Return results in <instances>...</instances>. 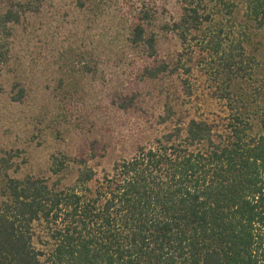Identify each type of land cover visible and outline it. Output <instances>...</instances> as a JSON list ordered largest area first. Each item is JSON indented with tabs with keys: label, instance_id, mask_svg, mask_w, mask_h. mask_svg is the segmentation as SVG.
<instances>
[{
	"label": "trees",
	"instance_id": "16d2710c",
	"mask_svg": "<svg viewBox=\"0 0 264 264\" xmlns=\"http://www.w3.org/2000/svg\"><path fill=\"white\" fill-rule=\"evenodd\" d=\"M6 1L0 72L12 24L39 12L44 0ZM178 1L179 20L163 27L183 49L196 44L210 55L221 113L175 123L101 175L79 158L71 185L62 184L69 164L63 153L51 155V183L5 175L0 264H264V70L254 76L256 56L246 47L251 31L264 27V0ZM154 19L155 10L141 6L128 36L132 47L144 45L151 57L157 53L148 32ZM167 71L176 66L161 61L145 66L142 75ZM238 78L246 89L238 90ZM12 97L20 100L22 91ZM173 115L166 101L160 122Z\"/></svg>",
	"mask_w": 264,
	"mask_h": 264
},
{
	"label": "rangeland",
	"instance_id": "374dc122",
	"mask_svg": "<svg viewBox=\"0 0 264 264\" xmlns=\"http://www.w3.org/2000/svg\"><path fill=\"white\" fill-rule=\"evenodd\" d=\"M143 5L155 10L148 27L156 38L153 57L144 45L135 48L128 41ZM6 6L0 0V10ZM181 7L178 0H44L39 12L12 24L0 72V182L5 175L30 174L51 183V155L63 153L69 164L62 184L71 185L79 158L101 175L175 123L213 120L221 113L210 55L196 44L183 49L178 36L163 27L179 20ZM251 36L246 47L256 56L257 76L264 70V27ZM161 61L176 71L142 75L145 66ZM244 82L236 80L238 90L246 89ZM19 90L21 99H13ZM166 101L174 115L160 122ZM34 229L43 236L41 224Z\"/></svg>",
	"mask_w": 264,
	"mask_h": 264
}]
</instances>
